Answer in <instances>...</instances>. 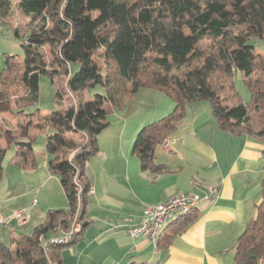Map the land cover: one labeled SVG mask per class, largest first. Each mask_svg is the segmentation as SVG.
Listing matches in <instances>:
<instances>
[{
  "label": "trees",
  "instance_id": "16d2710c",
  "mask_svg": "<svg viewBox=\"0 0 264 264\" xmlns=\"http://www.w3.org/2000/svg\"><path fill=\"white\" fill-rule=\"evenodd\" d=\"M14 4L29 20L24 61L5 58L0 106L13 102L21 110L25 102L35 104L41 76L52 83L63 78L76 103L44 117L55 129L46 138L48 169L59 179L67 209L48 212L31 234L13 239L9 247L0 245V264H63L61 250L75 243L85 225L91 190L81 180L85 163L98 151L97 136L110 125L111 109L123 111L138 89L158 91L174 104L172 112L135 138L132 152L143 169L161 170L153 166L156 147L178 129L187 108L199 102L209 104L214 119L231 135L264 143V53L249 43L253 38L264 42V0H0V17L6 20ZM13 31L18 37L19 29ZM71 63L79 64L73 75ZM18 69L20 80L12 77ZM235 72L250 94L246 103L235 90ZM95 85L105 94L82 100L84 89ZM55 100L63 101L61 90ZM261 198L256 216L237 239L233 264H264V178ZM80 207L81 232L67 244L44 247L51 237L70 230ZM196 216L194 211L178 216L177 227L167 225L157 245L169 243Z\"/></svg>",
  "mask_w": 264,
  "mask_h": 264
},
{
  "label": "crops",
  "instance_id": "0c3cea01",
  "mask_svg": "<svg viewBox=\"0 0 264 264\" xmlns=\"http://www.w3.org/2000/svg\"><path fill=\"white\" fill-rule=\"evenodd\" d=\"M156 97L161 104L154 102ZM162 98L155 90L138 89L131 104L138 122L130 124L122 114L118 120L122 131H104L97 137L98 151L88 160L81 179L92 191L84 209L85 225L75 243L61 250L63 264H233L237 239L256 216L262 199L264 143L231 135L214 119L209 104L199 102L187 108L178 129L164 139L173 144L164 147L163 140L156 147L153 166L161 170L143 169L132 142L143 125L173 110V102ZM128 126L132 131H125ZM0 155V245L9 247L27 233L28 226H38L56 210L51 209L59 179L50 173L48 157L38 161L32 147L7 158L3 171L4 149ZM33 182L38 186L32 188ZM206 187L217 188V195L200 202L194 210L196 219L169 243L164 240L158 246L129 234L145 207L179 193L202 196ZM34 194L43 206L32 199ZM17 210L25 211L28 220L14 219ZM178 218L167 227H177Z\"/></svg>",
  "mask_w": 264,
  "mask_h": 264
},
{
  "label": "rangeland",
  "instance_id": "374dc122",
  "mask_svg": "<svg viewBox=\"0 0 264 264\" xmlns=\"http://www.w3.org/2000/svg\"><path fill=\"white\" fill-rule=\"evenodd\" d=\"M28 21H29L28 18L23 16V14L16 8L15 4L10 9V13L6 17V20L0 17V73L4 68V60L7 56L14 57V59L18 63H22L24 61L22 46L26 42L24 36H25L26 24L28 23ZM14 28L19 29L20 34L18 37L14 35V31H13ZM249 43L254 47L256 53L258 54L264 53V42L261 39L253 38L250 40ZM97 58L99 63L101 64L102 61L100 60V57L98 56ZM78 70H79L78 63H71L69 65L70 75L75 74ZM15 71L12 77L20 80L23 77L22 72H20V69H18V71L16 72ZM233 84L236 92L242 98L243 102L244 103L248 102L250 98V94L246 89V87L243 85L240 72L234 73ZM57 90H61L63 92V101L61 103L55 100V93ZM18 91L19 92L17 94H20L21 91L20 90ZM155 92L158 93V95H160L161 97H163L162 99H164V101H169L167 100L169 98H167L165 95L163 96L162 93L158 91ZM97 94L100 95L105 94L104 88L100 85H95L94 87H88L84 89V91L81 93V98L82 100L85 101L91 100ZM154 102H156V104L158 105L162 103V101L158 100L157 97ZM75 103H76V99L74 98V96H72L65 89V81L63 78L61 79L56 78L54 79V83H52L47 76H41L39 80V97H38V101L35 104L27 105V102H25L23 103L24 107L21 110L17 109V107L14 105L13 102H11V104L8 105V107L0 106V150L4 149V152L6 153L5 160L1 163L2 164L1 171L6 169L5 167V165L7 164L6 160L8 161L10 157L15 158V154L17 150L19 151L22 149L20 143H29L30 146L32 147L33 152L36 155H38L37 160L41 161L42 158L46 155L45 154L46 138L48 135H52L55 133V129L52 126L45 124L44 117L57 110H62L71 105H75ZM132 103L133 101H130L129 103L126 104L125 106L126 110L124 109L125 112H123L124 110L121 112H117L116 110L111 109L112 112H109L108 115V120L110 125L104 131H122L123 129L122 125L119 124L118 122L122 114H125L127 116V119L130 121V124H132L134 121L138 122L137 117L135 116L137 113L134 114L133 112H131V109H133L132 108L133 106H131ZM145 108L149 110L151 109V105H146ZM106 109L108 110L110 109L109 105H106ZM170 112H172V110ZM147 125L148 124L143 125L138 131H141L143 127ZM125 131H132L131 127L128 126ZM8 141H11L12 143L9 144ZM8 145H10V148L7 147ZM98 145L99 143L97 140V146ZM91 160L92 157L89 159V161ZM37 186L38 184L37 183L35 184V182L31 184L32 188ZM56 191L58 193L54 197V201H53L54 207L51 210L54 209L66 210L67 202L61 190L59 182H56V188L54 194L56 193ZM35 198L37 202L39 201L38 206L39 207L43 206L42 203L40 202L41 199L34 194L32 196V199ZM75 220L76 219L74 218L73 222H75ZM81 227L82 225H80V228ZM28 228L29 230L27 231V233L26 232L22 233V236L31 234L34 227L30 225L28 226ZM6 244L8 243L6 242Z\"/></svg>",
  "mask_w": 264,
  "mask_h": 264
},
{
  "label": "built area",
  "instance_id": "2783aa9c",
  "mask_svg": "<svg viewBox=\"0 0 264 264\" xmlns=\"http://www.w3.org/2000/svg\"><path fill=\"white\" fill-rule=\"evenodd\" d=\"M86 138V141L84 140V143L87 142V136L84 135ZM174 141L171 140H164L162 145L164 147H168L170 144H173ZM87 163H85V166ZM78 193L80 194L82 187L81 184H77ZM92 191L90 190L89 193ZM217 195V188L214 187H206L205 194L202 196L192 194V193H179L172 197H170L167 201L159 203L155 206L151 207H145L143 209L141 217L138 219L137 223L134 224L129 229V234L133 237H143L145 239H148L150 241V238L152 237L154 233L155 227H158V225L165 219L170 216L171 213H174L184 207L185 204L193 203L197 201H206L211 199L212 197H215ZM35 204V201L34 203ZM81 210L77 209V212L75 214L76 218V226L82 225L81 221H79L78 216L79 212ZM12 216L14 219H16L18 222H25L28 220L29 216L25 213L23 210H17L14 211ZM1 222V221H0ZM77 234L74 230H68L65 233H62L60 236L51 237L48 239L44 245L46 247L48 244H55L57 240L64 239L66 237H75Z\"/></svg>",
  "mask_w": 264,
  "mask_h": 264
},
{
  "label": "bare ground",
  "instance_id": "6f19581e",
  "mask_svg": "<svg viewBox=\"0 0 264 264\" xmlns=\"http://www.w3.org/2000/svg\"><path fill=\"white\" fill-rule=\"evenodd\" d=\"M200 202L202 201H197V202H193V203H188L185 204L184 207L174 213H171L170 216H168L167 219L163 220L158 227H155L154 229V233L152 235V237L150 238V242L157 244L159 237L162 233V231L165 229V227L174 219V217L176 216H181L184 214H188L191 211H194L196 209V207L200 204ZM76 219V218H75ZM75 228V233L79 234L81 232L82 227L80 228V225L76 226V220L75 222H73V225L71 226L70 230H74ZM74 237H66L64 239H60L57 240L56 243H63V244H67L69 243ZM45 245V244H44Z\"/></svg>",
  "mask_w": 264,
  "mask_h": 264
}]
</instances>
